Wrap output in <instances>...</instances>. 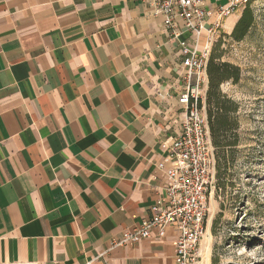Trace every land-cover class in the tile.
<instances>
[{
	"label": "crops",
	"instance_id": "1",
	"mask_svg": "<svg viewBox=\"0 0 264 264\" xmlns=\"http://www.w3.org/2000/svg\"><path fill=\"white\" fill-rule=\"evenodd\" d=\"M180 62L139 0H0V264H176L174 228L114 241L163 193Z\"/></svg>",
	"mask_w": 264,
	"mask_h": 264
},
{
	"label": "built area",
	"instance_id": "2",
	"mask_svg": "<svg viewBox=\"0 0 264 264\" xmlns=\"http://www.w3.org/2000/svg\"><path fill=\"white\" fill-rule=\"evenodd\" d=\"M162 18L164 28L177 39L181 62L179 77L182 91L178 103L184 116L179 132L168 146L166 161L157 163L165 176L163 193L150 206V215L130 230H125L116 245L144 238L165 236L168 228L177 232L174 260L176 264H196L199 246L206 231L207 195L214 179L215 153L206 113L208 88L207 62L214 43L220 38L224 20L248 0H215L213 10L207 0H139ZM193 42L180 38L182 30Z\"/></svg>",
	"mask_w": 264,
	"mask_h": 264
},
{
	"label": "rangeland",
	"instance_id": "3",
	"mask_svg": "<svg viewBox=\"0 0 264 264\" xmlns=\"http://www.w3.org/2000/svg\"><path fill=\"white\" fill-rule=\"evenodd\" d=\"M249 5L254 22L246 36L236 41L224 26L214 50L217 60L240 68L238 81L220 85L237 104L238 143L226 149L227 161L220 159L219 168L215 159L199 246L204 264H264V0Z\"/></svg>",
	"mask_w": 264,
	"mask_h": 264
},
{
	"label": "trees",
	"instance_id": "4",
	"mask_svg": "<svg viewBox=\"0 0 264 264\" xmlns=\"http://www.w3.org/2000/svg\"><path fill=\"white\" fill-rule=\"evenodd\" d=\"M249 3L250 0L244 5V9L232 28L231 37L236 41H240L246 36L254 22V14ZM217 41L212 47L207 62L208 88L205 104L210 139L214 147L216 166L219 168L220 159L224 163L227 161L228 150L226 149L228 147L230 149L238 143L236 134L238 123L233 116V113L237 111V104L220 92V85L226 80L238 81L240 68L230 62L216 59L214 50Z\"/></svg>",
	"mask_w": 264,
	"mask_h": 264
}]
</instances>
